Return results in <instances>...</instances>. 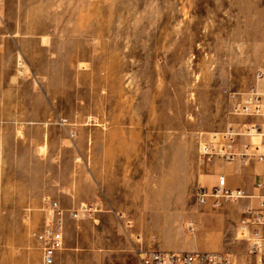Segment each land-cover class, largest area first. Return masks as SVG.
Masks as SVG:
<instances>
[{
  "label": "rangeland",
  "instance_id": "374dc122",
  "mask_svg": "<svg viewBox=\"0 0 264 264\" xmlns=\"http://www.w3.org/2000/svg\"><path fill=\"white\" fill-rule=\"evenodd\" d=\"M256 94L264 0H0V264H40L50 201L86 206L66 227L96 252L191 250L230 204L197 197L214 134L264 116L244 115Z\"/></svg>",
  "mask_w": 264,
  "mask_h": 264
},
{
  "label": "crops",
  "instance_id": "0c3cea01",
  "mask_svg": "<svg viewBox=\"0 0 264 264\" xmlns=\"http://www.w3.org/2000/svg\"><path fill=\"white\" fill-rule=\"evenodd\" d=\"M208 174H212L216 180L215 186L210 189H207L205 185ZM220 175L225 177V187L243 189L246 196L234 202L235 205L231 202L226 204L227 212L225 213L214 211L202 213L198 223L199 231L194 236L196 242L190 249L223 251L249 264L264 263V240H262L261 249L255 255L247 253V245L238 247L237 244L239 243L238 221L244 210L249 211L246 216L250 218L251 223L248 228L250 236L247 239L243 238L245 240L243 243L248 244L247 240L256 229L264 238V164L257 161H251L249 164L238 161L221 162L210 170L204 171L199 180L200 185L207 192H212L217 186ZM96 211L95 207L93 209L95 216ZM206 219L210 222L207 228ZM66 226L65 221L64 247L56 256V264H140L138 257L124 247L96 252V237L92 236L90 231L87 232L83 226L77 225L75 235H70Z\"/></svg>",
  "mask_w": 264,
  "mask_h": 264
},
{
  "label": "built area",
  "instance_id": "2783aa9c",
  "mask_svg": "<svg viewBox=\"0 0 264 264\" xmlns=\"http://www.w3.org/2000/svg\"><path fill=\"white\" fill-rule=\"evenodd\" d=\"M251 104L250 108L248 104ZM261 106H264V94H256L247 100L243 106L244 115L261 114ZM249 109V110H248ZM245 124V131L228 128L225 132L215 133L214 139L222 138L219 145L220 156L224 162L238 161L247 164L248 159L264 164V116ZM241 136H248L247 143H241ZM252 137H259L258 142H253ZM259 185V184H257ZM243 189H232L225 187V177L218 176L217 186L212 192H207L202 185L197 187V197L201 204H209L213 208H219L223 202H237L245 197ZM79 211L86 212L85 205L73 210L60 206L57 201H50L41 226L32 232L35 246L39 251L40 264H56V256L64 247V222L66 213L71 217H77ZM245 217L241 224L249 226L251 220L247 213L242 212ZM193 225L192 222L188 224ZM244 227V226H242ZM262 236L259 231L253 230L251 237L247 240V253L255 255L262 246ZM140 264H249L230 253L217 250H179V249H148L137 250ZM257 264V263H254ZM264 264V263H258Z\"/></svg>",
  "mask_w": 264,
  "mask_h": 264
}]
</instances>
